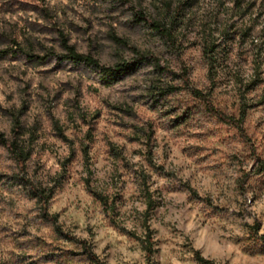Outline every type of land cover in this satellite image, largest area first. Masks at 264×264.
Returning <instances> with one entry per match:
<instances>
[{"label": "rangeland", "instance_id": "rangeland-1", "mask_svg": "<svg viewBox=\"0 0 264 264\" xmlns=\"http://www.w3.org/2000/svg\"><path fill=\"white\" fill-rule=\"evenodd\" d=\"M46 2L0 0V14L36 13L45 21L41 25L28 19L20 27L0 20L4 26L0 30V83L6 89L4 102L0 103V129L13 138L11 112L21 111L19 140L31 151L22 169L0 143L7 153L5 158L15 165V170L8 166L11 175L0 172V218L23 221L18 232L11 224L0 225V245L8 249L10 257L0 259V264H95L83 244L69 236L87 240L105 264L108 257L104 253L115 258L114 249L124 246V241L118 239L121 236L128 241L126 250L132 251L139 244L147 253L144 242L149 231L154 251L150 258L147 253L146 262L164 264L165 246L173 243L169 239L172 233L165 235L168 229L162 222L165 211L171 212L169 195L176 199L186 198L189 193L197 196L199 186L209 179L200 173L218 171L217 164H209V160L227 158L225 149L236 139L244 142L246 159L252 161L239 189L242 194L251 190V203L260 207L259 194L264 192V0H230L231 9L226 7L229 0H210L208 13L201 10L209 0H163V8L156 10L155 18L144 6L145 0H73L83 12L73 9L74 18L64 22L58 20L56 12L42 7ZM135 11L164 23L174 34L175 45L149 23L135 20ZM60 15L67 13L60 11ZM76 19L82 20L83 26L76 24ZM97 25L107 27L103 33L106 39L96 34ZM133 29L141 32L135 37L137 44L143 41L151 46H131L127 59L119 61L132 58L138 49L156 55L165 69L145 61L108 83L107 74L92 80L80 71L87 64L55 56L33 59L29 55L64 52L62 39L66 37L78 51L96 57L93 45H127L128 32ZM189 68L194 69L191 80L201 87H190ZM246 71L251 73L247 79ZM144 73L151 78L147 88L139 83ZM233 84L239 86L235 96L230 92ZM117 85L124 90L123 101L112 104L105 100L103 108L97 106L103 93ZM196 89L208 93L214 106L226 114L236 119L245 115L242 126L213 115L194 93ZM149 114H154L155 119ZM193 128L199 131L191 132ZM157 129L166 135L159 136ZM184 138L201 141L179 147L180 155L193 159L200 172H189L187 182L180 186L159 185L160 179H175L176 171L168 170L169 165L187 170L180 158L173 156ZM137 156L139 161L133 159ZM27 179L53 191L48 209L58 216L63 231L44 216L42 204ZM107 186L113 188L112 193ZM129 186L133 192L125 200ZM128 202L146 204L143 235L119 223ZM227 218L223 211L211 217ZM245 227L248 235L235 238L240 245V254L234 255L236 264H264V241L256 237L260 236L259 219ZM29 228L44 235L23 241L21 237L33 235ZM77 231L81 236L74 234ZM200 256L199 251H194L195 264H215L202 262Z\"/></svg>", "mask_w": 264, "mask_h": 264}, {"label": "clouds", "instance_id": "clouds-1", "mask_svg": "<svg viewBox=\"0 0 264 264\" xmlns=\"http://www.w3.org/2000/svg\"><path fill=\"white\" fill-rule=\"evenodd\" d=\"M37 4L40 0H35ZM139 2V0H138ZM209 2L203 4L202 12L208 13L211 11L209 7ZM48 7L50 10L56 12L59 21L64 22L65 20H72L73 9L77 12H83V9L74 3L73 0H47L46 5L42 7ZM145 7L148 8V13H150L153 18L157 15V9L163 8V0H145ZM215 7V5H212ZM228 9L233 7L232 3L226 4ZM60 11L67 13L66 16H61ZM87 15V13H85ZM30 19L31 21H36L39 24H45L43 19H40L36 13H29L25 15L24 12H17L16 14H0V20H7L9 22L15 23L20 27H23L24 20ZM123 19V17H120ZM264 19V18H262ZM76 24L82 25L83 22L80 19L75 20ZM118 26V25H117ZM130 27V26H129ZM4 26L0 24V30H3ZM107 31V27H100L97 25L96 34L101 40L106 39L103 35ZM141 35L140 31L135 29L128 32L127 45L121 44L116 45L113 43L111 47H104L102 44L93 45L92 52L96 53L97 63L92 66L82 65L80 71L87 75L90 79L96 80L98 78H103L106 75L107 69H114L115 65L119 62L121 58L127 59L128 54L131 53L132 47L137 48H147L150 47V43L141 42L137 44L135 37ZM218 35V33H216ZM200 54L197 53L196 61L199 62ZM250 68V65L246 66ZM194 69H188L189 75V85L191 88L201 87L198 83H194L191 80L192 71ZM250 71L245 72V79L250 76ZM151 78L148 73H144L143 77L139 81L140 85L144 88L149 87ZM208 84V81H205ZM239 87L233 84L230 88V92L233 96L236 94V89ZM15 86H12L14 90ZM3 91H6L4 85L0 83V103L4 102ZM124 90L120 85L110 91H106L99 98L101 101L97 106L103 108L102 101H107L108 103L115 104L117 102H122L124 99ZM152 119H155L154 114H149ZM3 130V129H0ZM159 136L166 135L157 129ZM199 131L197 128L191 129V132ZM123 143V141L121 142ZM201 141L196 139L184 138L180 141L178 149L173 152L174 157H179L184 164L185 170L175 169L172 165L168 166V170L176 171V177L174 180H159V185L176 183L178 186L187 182L189 172H200V169L193 159L181 156L179 152V147H184L188 144H198ZM229 153L227 158L220 157L217 161L209 160V164H217L218 171L214 172H201V175H207L209 177L208 181L199 186V191L197 196H192L191 193L188 194L186 198L176 199L172 195H169L167 204L168 208L171 209L169 213L165 211L162 217V222L171 232L169 239L173 241L165 246V256L164 264H195L194 251H199L205 259L214 261L215 264H236L234 255H239L240 245L236 242V237H245L248 235L247 228L245 225H253L255 220L258 218L260 221V235H264V214H261V208L264 207V192H261L260 207L255 206L251 203L253 192L251 190H246L241 193L239 189V182L244 176L245 172L249 171L252 165V161L246 159L247 149L244 147V142L240 139H236L229 149H225ZM159 153V149H157ZM7 153L3 148H0V172H11L8 166H12L15 170V165L11 159H6ZM232 157H236L233 159ZM136 161L140 160V157L133 158ZM158 163H163L159 161ZM152 179L156 180L157 177L153 174ZM120 183V182H118ZM157 185V186H159ZM107 191L109 193L113 192L111 186H107ZM133 189L131 186L125 192V200L132 194ZM25 207L30 205L25 204ZM3 207V205H0ZM146 211L145 203H133L128 202L123 209L122 215L119 218V223L129 230H135L143 235V229L141 228L143 222V213ZM223 211L227 215V219L213 220L211 217L217 215L218 212ZM8 223L11 224L15 231H20V226L23 221L13 222L7 218H0V225ZM153 227L156 225L153 224ZM48 230L45 229L44 232ZM106 231L111 234L112 237H116V233L111 229L107 228ZM29 233L33 235L23 236L21 239L23 241L34 240L35 236H42L44 233H38L33 228L28 229ZM77 236H81L79 231L74 233ZM46 238V237H45ZM84 238L89 241L92 240L91 237L85 235ZM99 239V237H97ZM118 239L124 241L123 247H117L114 249L116 253L115 258L109 256L108 253H104L107 256L105 264H125V262H138V264H147L146 256L147 253L141 251V246L135 244L132 251H128L129 244L127 239L124 237H118ZM103 248V244L100 245ZM8 249L3 245H0V259L8 260L10 257L7 255ZM122 253V255H120ZM34 254V253H33ZM104 257H102L103 259Z\"/></svg>", "mask_w": 264, "mask_h": 264}, {"label": "trees", "instance_id": "trees-1", "mask_svg": "<svg viewBox=\"0 0 264 264\" xmlns=\"http://www.w3.org/2000/svg\"><path fill=\"white\" fill-rule=\"evenodd\" d=\"M121 2L128 3L129 0H117ZM135 20L139 22H145L149 23L152 28L157 31L160 35H162L165 39L169 41L171 45H175V38L172 31L161 21L159 20H153L152 18L148 17L147 15L143 14L141 11H135ZM117 41H120V38L116 37ZM62 45L64 48V52L57 53L52 52L51 54H47L46 56H35L33 54H29L33 59L34 58H42L46 59L48 56H55L56 58L60 60H69L72 61L75 64H87V65H95L97 63L96 58L89 54V53H83L77 50V48L69 42V40L66 37H63L62 39ZM145 61H153L158 65L161 69H165L164 66H161L159 58L154 55L153 53L147 51L142 52L138 49H135V55L128 59L119 61L114 69H107L106 74L108 76L109 82H113L116 80L119 76L124 74L127 71H130L134 67L138 66L139 64L145 62ZM194 93L198 96H200L204 102L206 103L207 109L215 116L218 117L223 122H233L237 124L238 126H242L243 124V115L241 118L236 119L232 115H228L225 112L221 111L220 109L216 108L214 104L212 103L209 94L204 93L201 90H194ZM12 113L14 125L12 128L13 131V138H10L7 136V134L0 130V143L6 146L9 151L13 154L14 158L17 160L19 166L24 169L27 160L29 159L31 155L30 149L21 143L19 140V137L22 133V112L14 110ZM27 183H29L33 189L34 194L38 197V200L42 204L43 208V214L46 218L51 220L54 224L57 225V228L59 231H63L61 226L59 225L58 216L54 213H51L48 209V204L50 200L53 197V191L51 189L42 188L35 186L29 179L26 180ZM97 196L101 200H105L104 196L102 194H97ZM72 237L71 239L75 240L76 242H80L83 244V247L85 248L86 252L88 253L89 257L95 264H103L98 256V254L94 251L91 245L87 243V240L77 238L76 236H69ZM257 239L264 241V235L256 236ZM145 247L148 253L149 258L152 256L154 251V240L152 238L151 231H149L148 238L145 240ZM200 260L205 263H212V261L205 259L203 256H200Z\"/></svg>", "mask_w": 264, "mask_h": 264}]
</instances>
